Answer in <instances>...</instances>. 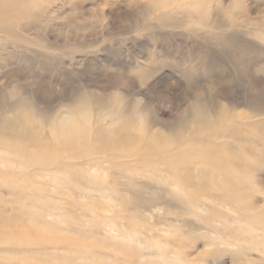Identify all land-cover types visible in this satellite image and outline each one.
Here are the masks:
<instances>
[{
  "label": "rangeland",
  "instance_id": "rangeland-1",
  "mask_svg": "<svg viewBox=\"0 0 264 264\" xmlns=\"http://www.w3.org/2000/svg\"><path fill=\"white\" fill-rule=\"evenodd\" d=\"M26 1L0 29V117L49 144L78 118L93 150L43 167L0 148V264H264V0ZM124 121L153 162L94 144ZM202 140L249 165H228L243 194L168 181L172 157L199 174ZM16 220L56 238L25 243Z\"/></svg>",
  "mask_w": 264,
  "mask_h": 264
},
{
  "label": "bare ground",
  "instance_id": "bare-ground-1",
  "mask_svg": "<svg viewBox=\"0 0 264 264\" xmlns=\"http://www.w3.org/2000/svg\"><path fill=\"white\" fill-rule=\"evenodd\" d=\"M29 11V2L26 0H0V29L9 31V24L20 19L22 20L21 16L28 14ZM23 27L28 29L29 26L26 21L23 22ZM191 109H193V107ZM193 116H195L193 117L194 119L196 118L198 120L202 118L201 114L197 112H195ZM27 120V118L22 119L21 116L10 119L0 117V148H5L4 150L14 155L22 156V164L26 165L32 162L43 167H50L58 163L63 154L68 153L71 159L79 160L83 157L85 152L93 150V145L91 146L89 144L86 134H81V132L87 131V127L85 123L79 121L78 118L71 117L69 119H60L55 125L54 131H52V136L54 138L52 144H49L43 139L41 136L42 134L40 135L39 130L35 127L36 123L34 121ZM133 127V122L124 121L120 123L118 128H110L106 132L100 131L95 137L94 144H97L102 152L110 153L113 158H117L118 156H135L140 157L143 162H153L154 159L151 158L152 156L149 157L148 154L139 151L137 141L140 137L138 134L133 133ZM238 131L233 132L235 134H232L230 137L236 140H244V135L241 133L240 129H238ZM12 140H18L20 143L14 145L11 143ZM152 142V140L148 141L143 149H152L159 152V146H156ZM200 143L199 148L191 152L196 160L203 165V169L199 171V174L193 178L190 174L185 172L186 167H188L187 163H189L186 161L187 159L172 157L162 162L169 172L170 178L168 181H170L171 184L180 186H191L193 192H198L200 189L223 190L232 192V196L235 198L243 194L236 187L244 186V182L246 181L245 176L241 174H231L228 170V165L235 164L236 168L241 170L247 169L249 165L243 162H238L237 164V162L232 160L230 155H219L217 148L208 142L202 140ZM28 147H33L34 150L28 152ZM258 157L263 158L264 153H259ZM121 164L122 163L117 165ZM63 165L66 166L68 163L66 162ZM64 174L65 179L71 181L70 172L66 170ZM212 174L215 175L218 180L211 184L209 183V179L212 178ZM14 183H16L14 180L7 182L10 186H14ZM195 185L199 187L196 188L194 187ZM15 222L18 225L19 238L25 243L50 241V239L56 238V231L54 229L44 230L37 226L21 223L20 220H16ZM254 223H259L264 232L263 219L255 218ZM0 232L3 234L7 233V230L2 224L0 225ZM71 240L76 241L74 239Z\"/></svg>",
  "mask_w": 264,
  "mask_h": 264
}]
</instances>
